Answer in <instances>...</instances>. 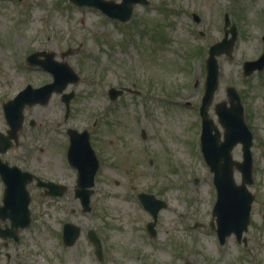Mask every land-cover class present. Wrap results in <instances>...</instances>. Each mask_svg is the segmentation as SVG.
<instances>
[{
	"label": "rangeland",
	"instance_id": "obj_1",
	"mask_svg": "<svg viewBox=\"0 0 264 264\" xmlns=\"http://www.w3.org/2000/svg\"><path fill=\"white\" fill-rule=\"evenodd\" d=\"M226 12L238 35L233 58L218 57L219 87L209 112L223 132L214 104L228 100L227 86L238 89L253 132L249 189L255 198L244 233L247 244L232 235L221 245L210 224L217 191L200 149L199 107L208 50L224 36ZM263 35L264 0H150L136 4L124 23L69 0H0L3 133L9 128L3 104L28 83L39 87L53 81L51 71L26 61L31 52H54L80 76L63 91L74 92L68 117L63 93L54 92L47 104L26 106L19 143L0 153L3 161L71 186L58 199L29 186L31 223L19 228V241L0 237V264H102L89 229L103 240V264H184L186 258L194 264H264V69L243 73V62L264 52ZM112 87L132 90L113 100ZM68 128L90 131L100 161L89 212L75 197ZM232 156L244 158L242 143ZM241 179L235 168V182ZM3 187L0 180L1 204ZM143 191L167 202L156 236L147 230L152 215L138 197ZM67 221L82 227L72 246L62 240ZM5 223L10 221L0 219Z\"/></svg>",
	"mask_w": 264,
	"mask_h": 264
},
{
	"label": "water",
	"instance_id": "obj_2",
	"mask_svg": "<svg viewBox=\"0 0 264 264\" xmlns=\"http://www.w3.org/2000/svg\"><path fill=\"white\" fill-rule=\"evenodd\" d=\"M78 5L96 6L103 10L110 17L127 21L131 18L134 5L137 3L148 4L149 0H71ZM194 18L200 21V16L194 13ZM231 23L230 17L226 14L225 26ZM232 33L231 37L228 36ZM237 27L233 23L221 41L213 43L209 48L206 60L207 77L205 82V93L201 103V114L203 116L202 145L210 169L214 172V182L218 190V198L214 207V214L218 216V231L222 239L233 230L239 235L247 229L250 220L251 203L254 196L250 193L247 183L253 182L252 170L253 159L251 146L253 134L244 118V106L241 96L234 86L227 87V101L216 103L215 110L218 114V121L224 127V140L221 141V131L214 119L209 115V107L213 102L215 91L219 86V62L218 55L226 53L233 57L234 42L237 38ZM45 55L46 58H39ZM31 64H39L54 74V81L43 86L34 88L28 85L21 90L13 99L4 103V110L7 121L10 125L8 135L0 132V151L5 153L12 145V139L18 143L19 130L24 121V108L26 105L36 103L45 104L49 101L54 91L62 92L69 83L78 82L79 75L67 63L54 59L53 52L35 51L27 57ZM244 74L250 75L257 69L264 68V53L255 60H247L243 64ZM123 89L110 88L111 98L116 99L123 93ZM74 92L64 93L63 100L67 105V116L70 112V100ZM71 136V144L68 150L70 163L78 169V186L76 196L80 197L84 210L91 209L90 195L91 187L94 184V176L99 167V160L90 143V134L87 130L79 132L76 129L68 130ZM241 142L243 150V161L235 160L232 156V149ZM237 167L243 175L242 184H236L234 180V168ZM0 173L6 183L4 194V205L0 207V216L3 219L12 220V228L3 229L0 227V236H13L18 239L17 230L30 223V194L26 188L29 181L33 179L32 173L23 171L17 166H9L0 159ZM146 208H148L155 221L149 223V230L155 234L154 224L158 217L159 210L166 206L162 200L156 199L150 194H140ZM80 233V227L67 222L64 226V241L72 245ZM90 238L98 245V254L102 255L100 240L95 232H89Z\"/></svg>",
	"mask_w": 264,
	"mask_h": 264
},
{
	"label": "flooded vegetation",
	"instance_id": "obj_3",
	"mask_svg": "<svg viewBox=\"0 0 264 264\" xmlns=\"http://www.w3.org/2000/svg\"><path fill=\"white\" fill-rule=\"evenodd\" d=\"M12 165H17V164H14L13 163ZM35 171H37V170L31 171V172L36 176V179H34L33 181H31L28 184V188H29V186L31 184H33V185H35L36 187H38V188H40L42 190V194L47 195L49 197H52L53 199H58L59 197L63 196L64 193L69 188H71V186H69L66 182L62 181L61 179H56L54 177H48V176H46L44 174H41L39 171H37V172H35ZM0 180H1V178H0ZM40 180L41 181H44V182H48V184H46L44 186H40ZM49 182H51V183H49ZM2 183H3V181H2ZM76 185H77V180H76ZM76 185H75V188H74V193H75V190H76ZM5 224H8V223H5ZM235 238H236V240L238 242H240V240H238V238L236 236H235ZM245 244H247V243L245 242ZM104 258L105 257H103L102 259H100L102 261V264L105 261ZM231 262H232V264H238V262H235V261L234 262L231 261ZM60 264H64V263H60ZM184 264H194V262L191 261L190 259L186 258L184 260Z\"/></svg>",
	"mask_w": 264,
	"mask_h": 264
}]
</instances>
